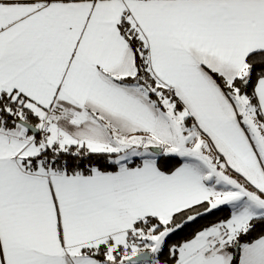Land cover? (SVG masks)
I'll return each instance as SVG.
<instances>
[{
  "label": "snow or ice",
  "instance_id": "6c2138e0",
  "mask_svg": "<svg viewBox=\"0 0 264 264\" xmlns=\"http://www.w3.org/2000/svg\"><path fill=\"white\" fill-rule=\"evenodd\" d=\"M0 264H264V0H0Z\"/></svg>",
  "mask_w": 264,
  "mask_h": 264
}]
</instances>
